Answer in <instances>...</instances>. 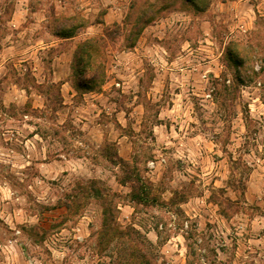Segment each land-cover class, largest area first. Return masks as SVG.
<instances>
[{
  "label": "rangeland",
  "instance_id": "rangeland-1",
  "mask_svg": "<svg viewBox=\"0 0 264 264\" xmlns=\"http://www.w3.org/2000/svg\"><path fill=\"white\" fill-rule=\"evenodd\" d=\"M155 1L0 0V264H127L132 245L150 264H264V0H168L124 52ZM61 23L84 24L63 40ZM105 28L104 95L85 108L68 50ZM60 78L81 106L62 108Z\"/></svg>",
  "mask_w": 264,
  "mask_h": 264
},
{
  "label": "trees",
  "instance_id": "trees-1",
  "mask_svg": "<svg viewBox=\"0 0 264 264\" xmlns=\"http://www.w3.org/2000/svg\"><path fill=\"white\" fill-rule=\"evenodd\" d=\"M188 5L192 6L196 12L204 11L209 5L210 1H207L203 4L199 0H184ZM174 3L168 0H156L151 4L152 9L155 14L145 13L142 16V19L136 22L137 26L132 31L131 29V40L129 42L128 48H131L136 45L139 37L141 36L145 27L149 24L154 23L159 15L157 14L160 11L168 9L173 6ZM84 23H72L64 25L61 23L59 27L54 29L52 33L60 38H70L76 35L80 26ZM115 24V23H114ZM117 24V23H116ZM119 26V25H117ZM112 31L110 28L104 29V34L99 36H92L84 41L80 42L75 49L72 61V69L75 77L78 80L79 89L85 91H99L101 84L104 81L106 76V55L105 49L107 47L108 38H111ZM231 53V52H230ZM229 60L237 65H240L239 59L234 55H230ZM120 163L127 169V176L120 179L119 181L122 184L126 182H133L131 197L135 201L139 202H149L153 199L149 194H147L145 185L141 180V176L134 166L130 167L129 163L120 158ZM100 196L103 197L100 193ZM104 227H109V224L113 221L110 207H104ZM131 253L127 264H150L147 259H143L145 255H140L138 253V248L135 245H132Z\"/></svg>",
  "mask_w": 264,
  "mask_h": 264
},
{
  "label": "crops",
  "instance_id": "crops-1",
  "mask_svg": "<svg viewBox=\"0 0 264 264\" xmlns=\"http://www.w3.org/2000/svg\"><path fill=\"white\" fill-rule=\"evenodd\" d=\"M156 23H158V21H156ZM154 24L155 23H152V24H149V25H147L146 27H145V29L143 30V32H142V34H141V36L140 37H142L143 36V33L145 32V30H147L149 27H153L154 26ZM100 35V34H99ZM99 35H93V36H99ZM76 36H77V34L76 35H74V36H72V37H70V38H62L63 40H70V39H74V38H76ZM188 42V41H187ZM189 43V42H188ZM147 48H148V50H150V49H152V50H154V51H156V52H159L160 51V49H162V50H164V51H166V47H165V45L162 43V38L160 37V36H158L157 38H156V42L155 43H153V44H149V46L147 45ZM75 49H76V46H74V47H72V48H70L68 51H69V54H70V58L68 59V65H70L69 66V68L70 69H72V61H73V56H71L72 55V53H74L75 52ZM138 46H137V43H136V45L135 46H133V47H131V48H128V50L127 51H124V52H127V53H129V54H136V52H138ZM191 49V48H190ZM147 50V51H148ZM62 55L63 54H59V56H58V58L59 57H62ZM74 55V54H73ZM57 58V57H56ZM64 65H65V63H64ZM159 68L160 67H157L156 68V70L157 71H159ZM166 68L167 67H165V66H161V71H163V72H165L166 71ZM127 69L128 70H131L130 72H127V74L125 73V72H120L117 76H118V78H120L121 79V81H119V80H117V79H115V80H117L115 83H117L118 85H123V89H122V91L123 92H126L125 91V86L126 87H128V86H130L129 85V79L130 78H135L136 77V74H139V72H138V69H136L133 65H128L127 66ZM73 70V69H72ZM120 70H122V68L120 69ZM155 79V78H154ZM60 80L62 81L61 82V92H62V94H63V96H64V99L62 100V108L63 107H65V106H67V103H69V104H73V106H76V105H78V106H76V107H79V106H81V105H79V104H76V103H74V97H75V94H77L78 93V90L76 89V88H74V86L71 84L72 82V79L71 78H69V79H66V80H62L61 78H60ZM139 80V79H138ZM158 81H160V80H158ZM126 84H128V85H126ZM83 95L85 96V101L87 102V104L86 105H82L83 107H85V108H89L90 106H96L98 103L95 101V100H97L98 98H100L102 95H104V93L103 92H95V91H85V92H83ZM100 96V97H99ZM135 97H138V94H136L135 95ZM139 103V102H138ZM139 105H141V103H139ZM85 108H83L84 110H86ZM115 110H117V109H115ZM118 113H119V111H118ZM76 120L80 123L79 125H80V134L81 135H88V134H91V130H88L89 129V127H90V121H89V119H87V117L85 116V114H83V113H80V115H77L76 116ZM92 122V121H91ZM33 135L34 136H40V134H39V132H34L33 133ZM43 138V137H42ZM41 138V139H42ZM36 143H37V141H36ZM80 143H82V141L80 140ZM64 156V159L62 158V159H60V160H54V161H50V160H47L46 158H45V162H43L45 165H51V164H54V163H56V164H60V166L63 168L65 165H66V161H69V158L68 157H66L65 155H63ZM59 162V163H58Z\"/></svg>",
  "mask_w": 264,
  "mask_h": 264
},
{
  "label": "built area",
  "instance_id": "built-area-1",
  "mask_svg": "<svg viewBox=\"0 0 264 264\" xmlns=\"http://www.w3.org/2000/svg\"><path fill=\"white\" fill-rule=\"evenodd\" d=\"M164 162V158H160V159H157V160H152L149 162L148 166L150 168H154L156 167L158 164H162ZM185 226L187 227L188 226V221L185 222Z\"/></svg>",
  "mask_w": 264,
  "mask_h": 264
}]
</instances>
